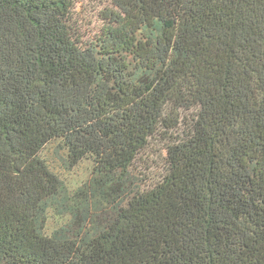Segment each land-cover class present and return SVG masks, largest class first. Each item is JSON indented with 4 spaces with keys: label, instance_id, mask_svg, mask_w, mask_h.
Instances as JSON below:
<instances>
[{
    "label": "trees",
    "instance_id": "1",
    "mask_svg": "<svg viewBox=\"0 0 264 264\" xmlns=\"http://www.w3.org/2000/svg\"><path fill=\"white\" fill-rule=\"evenodd\" d=\"M106 1L90 36L76 0H0V264H264V0ZM54 140L93 161L74 191Z\"/></svg>",
    "mask_w": 264,
    "mask_h": 264
},
{
    "label": "rangeland",
    "instance_id": "2",
    "mask_svg": "<svg viewBox=\"0 0 264 264\" xmlns=\"http://www.w3.org/2000/svg\"><path fill=\"white\" fill-rule=\"evenodd\" d=\"M108 5L106 0H76L74 8L73 22L81 28L84 34L96 32L98 26L103 22L101 19V11ZM189 121V118H187ZM185 126V123L182 125ZM180 129L178 132H181ZM177 132V133H178ZM166 132H162L154 137L149 146L143 149L133 166V172L138 177V182L142 188H149L155 185L166 173L167 163V139H164ZM169 134V133H168ZM59 140L50 142L42 151L41 156L46 159L51 169L63 178L69 188L74 191L89 181L93 161L91 158H85L72 170H67L61 160V156H65L66 152L59 148ZM67 220L66 217H58L51 214L48 222L47 232L49 234L62 225Z\"/></svg>",
    "mask_w": 264,
    "mask_h": 264
}]
</instances>
